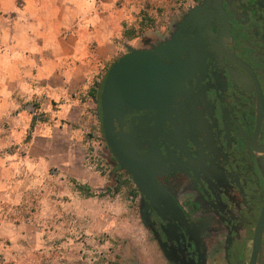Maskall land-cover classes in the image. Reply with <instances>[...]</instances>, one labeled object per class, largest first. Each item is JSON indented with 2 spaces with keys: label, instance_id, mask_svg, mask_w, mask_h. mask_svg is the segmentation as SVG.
Returning a JSON list of instances; mask_svg holds the SVG:
<instances>
[{
  "label": "flooded vegetation",
  "instance_id": "af4514ba",
  "mask_svg": "<svg viewBox=\"0 0 264 264\" xmlns=\"http://www.w3.org/2000/svg\"><path fill=\"white\" fill-rule=\"evenodd\" d=\"M167 42L184 50L175 102L124 109L125 168L101 123L109 176L131 186L149 264H264V0H196L136 50Z\"/></svg>",
  "mask_w": 264,
  "mask_h": 264
},
{
  "label": "crops",
  "instance_id": "0c3cea01",
  "mask_svg": "<svg viewBox=\"0 0 264 264\" xmlns=\"http://www.w3.org/2000/svg\"><path fill=\"white\" fill-rule=\"evenodd\" d=\"M120 1L0 0V235L34 199L77 193L71 180L107 185L88 160L98 90L122 54Z\"/></svg>",
  "mask_w": 264,
  "mask_h": 264
},
{
  "label": "rangeland",
  "instance_id": "374dc122",
  "mask_svg": "<svg viewBox=\"0 0 264 264\" xmlns=\"http://www.w3.org/2000/svg\"><path fill=\"white\" fill-rule=\"evenodd\" d=\"M195 1L121 0L118 7L123 9L125 4V38L120 56L127 48L141 47L143 39L157 40L168 35ZM30 108L34 112L35 107ZM98 119V134L92 140L89 159L94 169L107 178V185H86L92 191L82 194L76 189L77 182L71 180L67 187L72 183L77 193L66 190L65 194L51 193L34 199L17 214L20 228L0 235V264H149L151 248L131 186L119 182L114 173L109 176L111 170L102 155L99 116Z\"/></svg>",
  "mask_w": 264,
  "mask_h": 264
},
{
  "label": "water",
  "instance_id": "95a60500",
  "mask_svg": "<svg viewBox=\"0 0 264 264\" xmlns=\"http://www.w3.org/2000/svg\"><path fill=\"white\" fill-rule=\"evenodd\" d=\"M181 45L164 43L154 50L132 49L131 53L121 57L110 68L100 89L101 120L105 138L113 155L120 161L123 158L114 142L115 123L121 121L124 109L144 110L164 109L175 102L177 91L182 83L183 63ZM135 182L143 189L138 175L130 171ZM144 191V189H143ZM149 199H152L148 195Z\"/></svg>",
  "mask_w": 264,
  "mask_h": 264
},
{
  "label": "trees",
  "instance_id": "16d2710c",
  "mask_svg": "<svg viewBox=\"0 0 264 264\" xmlns=\"http://www.w3.org/2000/svg\"><path fill=\"white\" fill-rule=\"evenodd\" d=\"M76 189H77V191H79L82 194H84L86 192L90 193L92 191V189H89L88 186L81 185V184H76ZM89 195H92V194H89Z\"/></svg>",
  "mask_w": 264,
  "mask_h": 264
},
{
  "label": "built area",
  "instance_id": "2783aa9c",
  "mask_svg": "<svg viewBox=\"0 0 264 264\" xmlns=\"http://www.w3.org/2000/svg\"><path fill=\"white\" fill-rule=\"evenodd\" d=\"M89 160H90V165L93 167V164H92V161H93V160H92V158L89 159Z\"/></svg>",
  "mask_w": 264,
  "mask_h": 264
}]
</instances>
